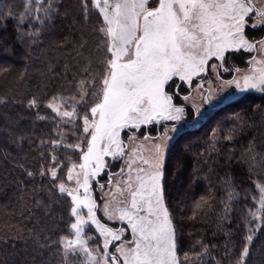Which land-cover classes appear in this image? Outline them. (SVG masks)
<instances>
[{
	"label": "trees",
	"instance_id": "1",
	"mask_svg": "<svg viewBox=\"0 0 264 264\" xmlns=\"http://www.w3.org/2000/svg\"><path fill=\"white\" fill-rule=\"evenodd\" d=\"M53 4L57 11L41 24L49 0H32L31 16L24 0H0V264H61L55 246L40 245L64 235L68 222L66 198L54 188L67 183L66 168L53 181L51 157L68 166L74 154L52 143L70 126L47 105L53 96L79 97L89 87L98 71L89 62L99 58L96 29L102 24L95 16L96 29L86 26L80 0ZM67 142L73 143L70 134ZM164 169L165 205L177 229L181 264H237L245 238L264 223L252 216L255 184L264 180V93L217 105L201 125L179 133ZM85 230L99 238L91 225ZM249 247L246 264H264V229Z\"/></svg>",
	"mask_w": 264,
	"mask_h": 264
},
{
	"label": "snow or ice",
	"instance_id": "2",
	"mask_svg": "<svg viewBox=\"0 0 264 264\" xmlns=\"http://www.w3.org/2000/svg\"><path fill=\"white\" fill-rule=\"evenodd\" d=\"M30 4L32 0H24L28 16L33 12ZM80 7L85 20L95 15L102 24L96 31L103 34L104 58L97 62L91 87L80 92L71 111L61 110L65 107L62 97L53 96L47 105L59 117L82 119L83 139L65 145L78 150L79 163L68 167L61 165L57 156L51 157L55 162L50 169L53 181L59 178L58 170L67 169L69 183L61 182L54 188L60 198H66L68 222L64 235L40 247L55 246L61 264H181L177 229L165 205L163 189L167 132L177 131L184 115V108L175 106L173 98L181 84L190 86L202 73L219 76L220 69L231 71L235 58L254 51L261 58H251V71L241 74L236 68L238 75L224 84L234 85L241 94L251 90L264 93V0H80ZM56 11L53 0H49L40 23L51 20ZM24 19L21 15L19 22L23 24ZM213 99L211 91L203 96L205 103ZM29 103L35 106L38 102L33 99ZM77 104L83 109L82 116H78ZM199 115L197 107L194 118ZM160 121L177 123L165 131L160 143L152 145L147 158L133 151L142 166H134L136 160L130 158L126 178L115 185V206L111 210L110 204L104 206L109 220L126 225L114 230L97 218L91 181L106 168L105 157L126 155L125 130L133 133L129 136L133 139L142 126ZM229 131L234 133L235 129ZM232 138L231 134L226 137L229 141ZM255 189L258 194L252 199L259 207L252 216L264 221V184L256 183ZM117 196L123 199L117 200ZM88 225H94L103 237L102 245L99 238L87 235ZM261 229L264 223L245 238L237 264H246L249 246ZM126 232L131 239L125 238Z\"/></svg>",
	"mask_w": 264,
	"mask_h": 264
},
{
	"label": "rangeland",
	"instance_id": "3",
	"mask_svg": "<svg viewBox=\"0 0 264 264\" xmlns=\"http://www.w3.org/2000/svg\"><path fill=\"white\" fill-rule=\"evenodd\" d=\"M94 17L95 15L90 16L88 18L86 22V26L92 27L95 30L97 24L94 22L95 20ZM97 34H98L99 41L98 43L96 42V45L98 48L97 54L99 58L97 60H91L89 64L90 66H95V68L98 70L97 62L104 58V52H103V42H102L103 34L99 32H97ZM259 35L260 34H257V38H259ZM87 44H88L87 46L89 50L91 41L88 40ZM93 55H96V54H93ZM253 56L256 57L257 59L261 58L260 54L254 51L250 54H246L243 58H239L241 59L240 61L242 62L240 65H237L238 64L237 58H235L233 61V67L231 71L225 72L223 69H220L219 76H217L214 73H202L200 77L193 78V83L190 86H188L186 83L181 84L179 91L181 93H185V95L175 96L173 98V104L177 107H183L184 115H183V119L177 124L178 130L175 132H172V131L167 132L168 139H167V148L165 151V159H166L168 149L170 148L173 139L179 133H181L184 130H190V129H194L198 127L208 116H210L213 113L214 107H216L217 105H221L224 102L232 100L235 97L241 95V93H239L238 90L235 89L234 85L227 86L224 84V81L231 80L235 76L238 75V73L235 71L236 68H239L241 70V74L250 72L252 67H254V65L251 63V58ZM247 57L249 58L248 61H247ZM91 79L89 80V83L87 85L89 86L88 88L91 87V83H90ZM82 81L85 84V81L84 80ZM81 82H80V85H82ZM209 91H211V93L214 95V99L211 103H205L203 101V96L207 95ZM247 93H261V92L251 90ZM185 96L188 97L187 100L183 98ZM62 98L65 102V107L62 108L61 110L71 111L73 104L76 101H79L80 95L79 97H62ZM189 107L193 109L192 117L189 111ZM197 107L200 108L201 115H199L198 118H194V112ZM77 111H78V116L83 115V109L78 104H77ZM54 114L56 115V113ZM59 118L61 119V122L63 124L70 126L69 128L70 130H65L64 128L60 129V139H59L60 143L56 145H63V146L68 145L69 144L67 142L68 134H70L73 137L72 144H76L80 142V140L83 139L82 119L62 118V117H59ZM174 123H177V122L160 121L159 123L154 124V125L142 126L140 130L135 131L133 139H129V136H133V133L128 130H125V133L127 134L122 133V137L124 139V143L126 146L125 147L126 155L120 158H116V159L112 157H105V161L107 164L106 168L104 169L103 172H101L97 177H95L91 181V184H92V195L96 199V202H97V210H96L97 218L98 216H100L104 224H106L108 227H111L114 230H116V229H120L126 226L124 222H121L119 220H109L108 217L104 213V206L105 204H110V210L112 206H115V202L112 201V195L114 193L115 185L117 181L122 182L126 178V174L128 172L127 164L130 161V158H134L136 160V164L134 166H142L140 164L139 156H143L144 158H147L149 156L148 150L152 147L153 144L161 142V137H164L165 131L167 129H170ZM76 124L80 125L79 128L81 131V135L79 134L78 138H77ZM145 135L149 137L148 140L144 139ZM134 150H137L139 152V156H133ZM73 154H74L73 162L79 163L80 161L78 159V155H79L78 150L76 152L73 151ZM165 159H164V163H165ZM71 163L68 164V167L71 166ZM122 169H123V172L121 171ZM66 171L67 169L65 170L64 175L66 174ZM112 171H114V173L108 174L109 172H112ZM64 178L66 180V175ZM110 178H111V183H109ZM260 184H264V180ZM101 185H104V187H101ZM120 199H123V197L117 196V200H120ZM256 205L258 208L259 204L257 202H256ZM84 214H86V209L84 210ZM91 228L93 229L95 233L99 235V233L95 230L94 225H91ZM86 231L87 230H85V232ZM125 238L131 239L130 234L128 232L125 233ZM99 242L102 245L103 237H99ZM90 246L93 248L96 247V245L92 244L91 242H90Z\"/></svg>",
	"mask_w": 264,
	"mask_h": 264
},
{
	"label": "flooded vegetation",
	"instance_id": "4",
	"mask_svg": "<svg viewBox=\"0 0 264 264\" xmlns=\"http://www.w3.org/2000/svg\"><path fill=\"white\" fill-rule=\"evenodd\" d=\"M248 57H247V61H248ZM189 86V85H188ZM189 91V90H188ZM177 94L179 95V96H183V95H185V93H180L178 90H177ZM145 128V127H144ZM111 173H114V171H112V172H109L108 174H111Z\"/></svg>",
	"mask_w": 264,
	"mask_h": 264
}]
</instances>
